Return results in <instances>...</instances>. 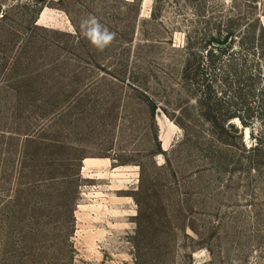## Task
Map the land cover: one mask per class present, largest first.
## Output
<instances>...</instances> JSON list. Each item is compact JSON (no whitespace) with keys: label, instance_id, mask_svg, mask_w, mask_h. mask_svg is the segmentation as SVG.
I'll return each mask as SVG.
<instances>
[{"label":"rangeland","instance_id":"rangeland-1","mask_svg":"<svg viewBox=\"0 0 264 264\" xmlns=\"http://www.w3.org/2000/svg\"><path fill=\"white\" fill-rule=\"evenodd\" d=\"M131 1L52 0L34 25L32 0H0V264H264V167L189 141L195 124L209 138L189 122L203 18ZM212 1L264 28V0ZM92 18L110 44L90 41Z\"/></svg>","mask_w":264,"mask_h":264},{"label":"trees","instance_id":"trees-1","mask_svg":"<svg viewBox=\"0 0 264 264\" xmlns=\"http://www.w3.org/2000/svg\"><path fill=\"white\" fill-rule=\"evenodd\" d=\"M159 1L153 0L149 19H156ZM189 1L193 3V17L203 18L204 23L200 32L189 29V96L194 99V104L189 106V122L191 117L202 122L209 136L206 139L195 124L189 127V141L191 135L195 149L203 152L213 164L221 162L220 145L235 147L246 156L235 157L234 163L240 166L246 163L248 172L257 171L264 167V137H256L254 143L246 147L242 133L248 128L251 137L255 131L264 134V28L257 17L245 18L236 6L216 5L212 0ZM50 2L52 0H32L34 25ZM140 2L132 0L128 4L139 6ZM1 14L3 17L4 11ZM155 108L153 103V112ZM233 119H237L241 127L231 122ZM228 129L240 139L239 147L223 137Z\"/></svg>","mask_w":264,"mask_h":264},{"label":"clouds","instance_id":"clouds-1","mask_svg":"<svg viewBox=\"0 0 264 264\" xmlns=\"http://www.w3.org/2000/svg\"><path fill=\"white\" fill-rule=\"evenodd\" d=\"M88 23L90 26L87 29L86 35L94 45L103 47L112 42L114 33L109 32L107 29L102 31L101 25L95 18H92Z\"/></svg>","mask_w":264,"mask_h":264},{"label":"bare ground","instance_id":"bare-ground-1","mask_svg":"<svg viewBox=\"0 0 264 264\" xmlns=\"http://www.w3.org/2000/svg\"><path fill=\"white\" fill-rule=\"evenodd\" d=\"M245 134L247 135L248 134V130L246 129V131H245Z\"/></svg>","mask_w":264,"mask_h":264}]
</instances>
